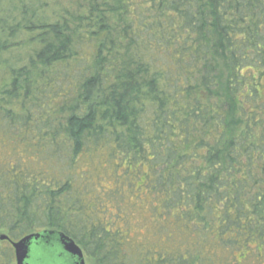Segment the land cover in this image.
I'll return each mask as SVG.
<instances>
[{
  "label": "trees",
  "instance_id": "16d2710c",
  "mask_svg": "<svg viewBox=\"0 0 264 264\" xmlns=\"http://www.w3.org/2000/svg\"><path fill=\"white\" fill-rule=\"evenodd\" d=\"M45 231L264 264V0H0V243Z\"/></svg>",
  "mask_w": 264,
  "mask_h": 264
},
{
  "label": "water",
  "instance_id": "95a60500",
  "mask_svg": "<svg viewBox=\"0 0 264 264\" xmlns=\"http://www.w3.org/2000/svg\"><path fill=\"white\" fill-rule=\"evenodd\" d=\"M8 240L0 235V241ZM15 264H85L80 247L60 232L45 231L11 241Z\"/></svg>",
  "mask_w": 264,
  "mask_h": 264
},
{
  "label": "rangeland",
  "instance_id": "374dc122",
  "mask_svg": "<svg viewBox=\"0 0 264 264\" xmlns=\"http://www.w3.org/2000/svg\"><path fill=\"white\" fill-rule=\"evenodd\" d=\"M0 235H1V233H0ZM10 247L11 246L8 243H0V249L1 250H7V249L9 250ZM11 264H15L14 256L12 257V263ZM85 264H89L86 259H85Z\"/></svg>",
  "mask_w": 264,
  "mask_h": 264
}]
</instances>
